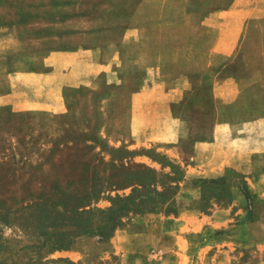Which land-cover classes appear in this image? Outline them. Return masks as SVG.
<instances>
[{"label": "crops", "instance_id": "1", "mask_svg": "<svg viewBox=\"0 0 264 264\" xmlns=\"http://www.w3.org/2000/svg\"><path fill=\"white\" fill-rule=\"evenodd\" d=\"M101 79L179 161L184 141L160 134L211 112L214 136L186 148L191 164L264 182V0H0V106L61 104Z\"/></svg>", "mask_w": 264, "mask_h": 264}, {"label": "rangeland", "instance_id": "2", "mask_svg": "<svg viewBox=\"0 0 264 264\" xmlns=\"http://www.w3.org/2000/svg\"><path fill=\"white\" fill-rule=\"evenodd\" d=\"M108 93L101 79L95 87L67 88L61 104L0 106V241H7L5 263L264 264V182L255 190L251 172L224 166L211 175L188 158L186 148L192 142L214 136L216 117L208 112L184 119L189 129L160 134L184 141L186 160L179 161L166 150L175 141L150 143V135L140 132L149 122L141 125L142 119L130 116V102L114 100L124 96V89L117 96ZM261 161L254 173L264 171ZM146 169L153 170L159 190L164 184L176 186L178 214L166 212V205L130 212L110 237L76 236L66 250L77 249L80 256L33 245L43 239L36 225L51 221L47 212L72 215L108 208L139 187V173ZM222 176V194L202 198V181ZM205 201L208 207L201 210Z\"/></svg>", "mask_w": 264, "mask_h": 264}, {"label": "trees", "instance_id": "3", "mask_svg": "<svg viewBox=\"0 0 264 264\" xmlns=\"http://www.w3.org/2000/svg\"><path fill=\"white\" fill-rule=\"evenodd\" d=\"M153 170L146 169L139 173V187H135L133 192L125 197H118L115 204L108 208L89 209L88 211H73L72 215H66L64 212L55 211L54 214L47 212V217L51 216V221L40 222L36 225L38 233L42 236L39 243L33 245L48 247L49 252L55 250L70 249L75 241L76 236L80 235H100L101 237H110L119 225L122 224V218L130 212H141L144 209L155 210L160 206L166 205V212L178 214L180 212L177 206V200L174 197L175 185H165L163 190L157 188L158 180L152 177ZM225 177L212 178L202 181L200 193L202 198L211 196H220L225 184ZM245 194H250L244 186ZM250 195H247L249 197ZM208 204H203L201 210H205ZM93 215L98 216L97 220L93 219ZM65 220V221H64ZM70 226L66 229H56L57 226ZM6 240L0 241V264L5 263L6 258L2 257L6 245ZM68 261V259H61Z\"/></svg>", "mask_w": 264, "mask_h": 264}]
</instances>
